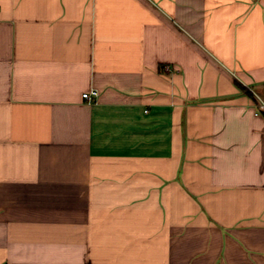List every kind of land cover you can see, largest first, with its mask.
<instances>
[{
  "label": "crops",
  "instance_id": "0c3cea01",
  "mask_svg": "<svg viewBox=\"0 0 264 264\" xmlns=\"http://www.w3.org/2000/svg\"><path fill=\"white\" fill-rule=\"evenodd\" d=\"M252 90L264 0H0V264H264Z\"/></svg>",
  "mask_w": 264,
  "mask_h": 264
},
{
  "label": "built area",
  "instance_id": "2783aa9c",
  "mask_svg": "<svg viewBox=\"0 0 264 264\" xmlns=\"http://www.w3.org/2000/svg\"><path fill=\"white\" fill-rule=\"evenodd\" d=\"M163 69L166 70V71H171L172 70V66L170 64H165V65H163ZM250 89H252V88H250ZM252 91L255 93L254 90H252ZM97 94H98V90L93 88L90 91L84 92L83 93V97L91 100ZM256 96L258 98V101H257L258 111H257V113H264V100L260 96H258L257 94H256Z\"/></svg>",
  "mask_w": 264,
  "mask_h": 264
}]
</instances>
